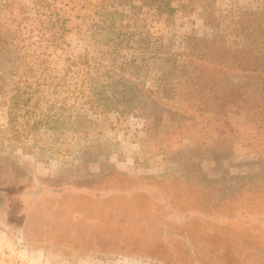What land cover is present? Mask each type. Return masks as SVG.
Listing matches in <instances>:
<instances>
[{"label":"rangeland","instance_id":"1","mask_svg":"<svg viewBox=\"0 0 264 264\" xmlns=\"http://www.w3.org/2000/svg\"><path fill=\"white\" fill-rule=\"evenodd\" d=\"M54 1L0 0V264H264V135L179 87L208 2ZM212 11L264 24V0Z\"/></svg>","mask_w":264,"mask_h":264},{"label":"trees","instance_id":"2","mask_svg":"<svg viewBox=\"0 0 264 264\" xmlns=\"http://www.w3.org/2000/svg\"><path fill=\"white\" fill-rule=\"evenodd\" d=\"M174 1L156 0L152 7L158 17L165 16L172 22L176 13L171 6ZM200 1L183 0L179 7L182 12H186ZM205 1L211 9L205 21L211 35L184 37L183 65L186 70L184 82L179 87L187 85L184 90L187 100L200 104L195 107L197 111H211L210 114L214 116H221L227 111L241 117L243 127L255 129L257 138L261 137L264 135V24L259 22L260 14L246 13L239 18L236 30L225 31L220 29L221 18L216 17L212 11V0ZM32 2L40 17L46 18L52 14L53 11L49 9L54 8V0ZM7 4L11 12L15 10V2L13 5ZM55 9L57 14L53 15L60 17L62 9ZM159 50L156 47L155 55ZM166 56V60H176L172 54ZM179 87L176 92L181 93ZM163 111V106L157 108L156 105L148 111L146 121L155 124Z\"/></svg>","mask_w":264,"mask_h":264},{"label":"flooded vegetation","instance_id":"3","mask_svg":"<svg viewBox=\"0 0 264 264\" xmlns=\"http://www.w3.org/2000/svg\"><path fill=\"white\" fill-rule=\"evenodd\" d=\"M2 202H3V201H2V200H0V205L2 204Z\"/></svg>","mask_w":264,"mask_h":264}]
</instances>
